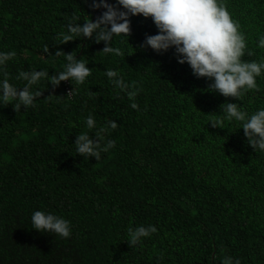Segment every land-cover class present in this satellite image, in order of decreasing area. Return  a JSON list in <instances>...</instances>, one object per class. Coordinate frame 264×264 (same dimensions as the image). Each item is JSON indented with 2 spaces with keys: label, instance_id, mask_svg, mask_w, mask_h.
<instances>
[{
  "label": "trees",
  "instance_id": "16d2710c",
  "mask_svg": "<svg viewBox=\"0 0 264 264\" xmlns=\"http://www.w3.org/2000/svg\"><path fill=\"white\" fill-rule=\"evenodd\" d=\"M225 3L253 53L243 59L264 58L256 46L264 0ZM101 11L85 0H0V51L16 53L5 69L11 83L24 86L15 79L21 70L62 71L67 61L57 50L91 68L78 85L53 88L42 79L33 86L41 91L34 107L15 111L0 102V264H221L225 256L264 264V152L247 144L241 122H209L222 118L225 102L248 112L264 107V76L240 101L209 91L210 81L178 63L174 49L140 47L157 32L141 15L130 17L128 36L113 38L120 56L87 37L61 43L71 16L83 23ZM107 68L137 95L115 88ZM89 114L97 127L117 123L105 134L115 146L99 160L75 151L78 134L95 139ZM34 210L69 220L70 237L32 229ZM141 224L157 232L134 247L127 228Z\"/></svg>",
  "mask_w": 264,
  "mask_h": 264
},
{
  "label": "clouds",
  "instance_id": "9594fccd",
  "mask_svg": "<svg viewBox=\"0 0 264 264\" xmlns=\"http://www.w3.org/2000/svg\"><path fill=\"white\" fill-rule=\"evenodd\" d=\"M85 3H89V7L94 10L103 11L95 20L85 19L83 23H79L78 15L71 16L66 24L67 31L59 34L61 43L87 37L96 43L103 42L102 51L105 54L120 56L121 49L113 46V38L128 36L131 16L150 17L157 32L146 34L141 48H150L158 54L174 49L178 63H187L196 78L203 77L210 81L207 86L209 91L218 92L224 97H234L240 101L249 91L259 89L257 77L264 76V58L243 59L245 54L251 56L253 53L248 48L246 34L241 30L239 21L229 12L225 0H85ZM257 36L256 46L264 49V32L257 33ZM44 51H48L47 46ZM61 54L67 61L62 71L49 76L45 70H21L15 79L25 83L22 88H18L10 82L9 74L5 71L7 62L16 53L0 51V102L11 103L15 111H20L21 107H34L41 91L33 86L45 77H48L53 88L65 80L77 85L84 83L91 75V68L86 66V61L77 59L73 52H55V56ZM104 72L115 88L126 93L129 98L137 95L139 88L126 82L118 70L107 68ZM131 107L136 108V104L132 103ZM220 110L222 118L209 120L213 127L223 128L225 121L241 122L240 128L243 129L247 144L255 152H264V107L248 112L240 103L225 102L220 105ZM85 125L87 129L94 130L95 139L91 138L88 131L78 134L75 151L84 159L93 156L99 160L101 153L115 146V142L106 139L105 134L116 129L117 123L108 120L97 127L93 115L89 114L85 117ZM30 219L32 229L53 233L61 238L71 235L70 221L53 212L34 210ZM156 232L157 228L152 224L130 226L127 228V240L135 247L142 245L145 238ZM221 264H241V261L225 256Z\"/></svg>",
  "mask_w": 264,
  "mask_h": 264
}]
</instances>
